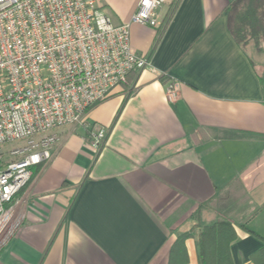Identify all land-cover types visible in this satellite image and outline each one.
Returning <instances> with one entry per match:
<instances>
[{"label":"crops","instance_id":"crops-1","mask_svg":"<svg viewBox=\"0 0 264 264\" xmlns=\"http://www.w3.org/2000/svg\"><path fill=\"white\" fill-rule=\"evenodd\" d=\"M139 0H98L114 25ZM234 0H165L157 27L133 24L131 50L149 60L56 130L47 164L15 198L0 264H168L176 240L198 264V228L229 221L233 264L264 247L261 75L227 33ZM177 83L169 99L167 81ZM107 131L89 148L91 128Z\"/></svg>","mask_w":264,"mask_h":264},{"label":"built area","instance_id":"built-area-1","mask_svg":"<svg viewBox=\"0 0 264 264\" xmlns=\"http://www.w3.org/2000/svg\"><path fill=\"white\" fill-rule=\"evenodd\" d=\"M97 1L0 0V247L16 224L12 200L51 160L56 130L83 125L91 107L150 65L131 50L129 30L157 27L165 0H139L122 25ZM165 85L172 100L177 83ZM106 133L91 128L89 148L97 152Z\"/></svg>","mask_w":264,"mask_h":264},{"label":"trees","instance_id":"trees-1","mask_svg":"<svg viewBox=\"0 0 264 264\" xmlns=\"http://www.w3.org/2000/svg\"><path fill=\"white\" fill-rule=\"evenodd\" d=\"M227 33L234 43L246 51V48L257 47L264 41V0H234L226 10ZM132 73V72H131ZM260 88L264 103V78H260ZM16 198V197H15ZM15 199L12 200L14 202ZM8 203L7 207L12 204ZM264 242L253 231L242 227ZM193 230L182 233L173 245L168 264H186V239L191 238ZM233 225L226 220H219L211 225L198 228L195 239L196 257L198 264H233L230 246L236 239ZM251 264H264V247L251 258Z\"/></svg>","mask_w":264,"mask_h":264},{"label":"rangeland","instance_id":"rangeland-1","mask_svg":"<svg viewBox=\"0 0 264 264\" xmlns=\"http://www.w3.org/2000/svg\"><path fill=\"white\" fill-rule=\"evenodd\" d=\"M246 49L252 60L251 62H253V64L259 71L261 77L264 78V41L259 43V45L255 48L254 46H252ZM8 147H11V146H8Z\"/></svg>","mask_w":264,"mask_h":264}]
</instances>
